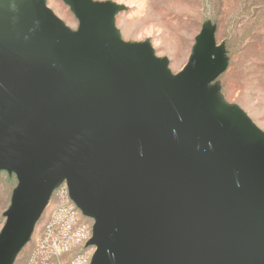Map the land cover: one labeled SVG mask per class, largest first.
Here are the masks:
<instances>
[{
	"label": "water",
	"instance_id": "95a60500",
	"mask_svg": "<svg viewBox=\"0 0 264 264\" xmlns=\"http://www.w3.org/2000/svg\"><path fill=\"white\" fill-rule=\"evenodd\" d=\"M0 0V170L17 177L0 230L12 264L63 181L93 219L89 264H264V133L217 103L224 70L198 36L176 74L125 41L121 5Z\"/></svg>",
	"mask_w": 264,
	"mask_h": 264
},
{
	"label": "rangeland",
	"instance_id": "374dc122",
	"mask_svg": "<svg viewBox=\"0 0 264 264\" xmlns=\"http://www.w3.org/2000/svg\"><path fill=\"white\" fill-rule=\"evenodd\" d=\"M120 4L115 24L125 41L149 42L167 68L176 74L186 63L198 36L210 35L224 70L208 84L218 104L237 109L264 133V0H95ZM47 6L73 31L78 19L62 0ZM66 12L68 15H66ZM17 177L0 170V230L6 219ZM65 201L52 193L33 234L12 264H71L82 256L89 264L95 246L72 247L53 256L50 247L39 250L52 210ZM88 223L92 219L87 218ZM1 264V263H0ZM86 264V263H85Z\"/></svg>",
	"mask_w": 264,
	"mask_h": 264
},
{
	"label": "built area",
	"instance_id": "2783aa9c",
	"mask_svg": "<svg viewBox=\"0 0 264 264\" xmlns=\"http://www.w3.org/2000/svg\"><path fill=\"white\" fill-rule=\"evenodd\" d=\"M57 192L65 201L52 210L50 220L45 225L46 238L40 242V249L50 247L53 256L65 254L72 247L85 245L92 236L93 219L84 215L69 196L65 181L61 182L52 193ZM87 218L92 219L88 223ZM87 264L82 256L75 257L71 264ZM53 264H60L56 262Z\"/></svg>",
	"mask_w": 264,
	"mask_h": 264
},
{
	"label": "bare ground",
	"instance_id": "6f19581e",
	"mask_svg": "<svg viewBox=\"0 0 264 264\" xmlns=\"http://www.w3.org/2000/svg\"><path fill=\"white\" fill-rule=\"evenodd\" d=\"M66 15H68V13L66 12Z\"/></svg>",
	"mask_w": 264,
	"mask_h": 264
}]
</instances>
